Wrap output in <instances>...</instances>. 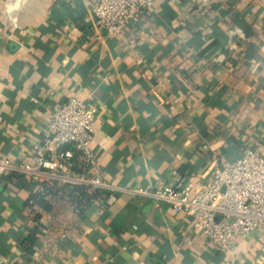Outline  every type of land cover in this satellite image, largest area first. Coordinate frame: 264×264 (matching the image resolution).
I'll use <instances>...</instances> for the list:
<instances>
[{"label": "crops", "instance_id": "1", "mask_svg": "<svg viewBox=\"0 0 264 264\" xmlns=\"http://www.w3.org/2000/svg\"><path fill=\"white\" fill-rule=\"evenodd\" d=\"M72 96L97 107L90 147L116 199L1 175L0 264H264L263 230L221 252L132 192L173 171L194 186L264 144V0H153L121 36L92 0H0V156L30 161Z\"/></svg>", "mask_w": 264, "mask_h": 264}, {"label": "built area", "instance_id": "2", "mask_svg": "<svg viewBox=\"0 0 264 264\" xmlns=\"http://www.w3.org/2000/svg\"><path fill=\"white\" fill-rule=\"evenodd\" d=\"M152 4L153 0H92V12L107 35L121 36ZM96 115L95 105L77 97L60 103L33 143L30 161L2 155L0 176L18 174L37 184L65 187L71 194L81 187L91 194L97 192L95 199L103 206L110 205L117 188L101 179L90 147ZM206 150L204 143L201 151ZM75 153L78 172L72 169ZM172 175L170 185L132 192L166 203L174 212L190 217L200 238L221 252L233 251L254 229L264 231V144L244 148L228 165L215 164L209 177L194 186L185 174L173 171Z\"/></svg>", "mask_w": 264, "mask_h": 264}, {"label": "trees", "instance_id": "3", "mask_svg": "<svg viewBox=\"0 0 264 264\" xmlns=\"http://www.w3.org/2000/svg\"><path fill=\"white\" fill-rule=\"evenodd\" d=\"M78 154L77 153H75L74 154V156H73V158H72V162H73V166H72V169H74V171H80V165L78 164ZM76 194L77 196L76 197H78V198H81V199H78V201H81V200H83V199H89V197H95L96 196V194H97V192H94V193H92L90 196L89 195H87L86 194V191L83 189V188H81V187H76V188H74V190H73V194ZM28 200H31L32 202H35V203H37V204H39V205H41V206H43V207H47V204L45 203V201L43 200V198H42V195L41 194H38V193H36V194H33V195H31L30 197H29V199ZM27 200V201H28Z\"/></svg>", "mask_w": 264, "mask_h": 264}]
</instances>
